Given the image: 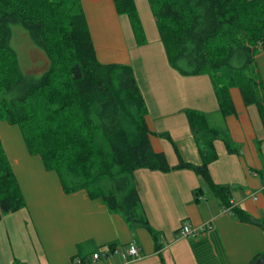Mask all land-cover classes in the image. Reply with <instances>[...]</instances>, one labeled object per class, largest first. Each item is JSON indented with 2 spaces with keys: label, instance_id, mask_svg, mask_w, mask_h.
I'll return each mask as SVG.
<instances>
[{
  "label": "trees",
  "instance_id": "16d2710c",
  "mask_svg": "<svg viewBox=\"0 0 264 264\" xmlns=\"http://www.w3.org/2000/svg\"><path fill=\"white\" fill-rule=\"evenodd\" d=\"M114 1L117 12L129 16L138 44H146L136 1ZM148 1L170 65L184 76L209 75L224 117L236 113L231 88L238 87L264 126V80L255 59L264 51V0ZM14 25L45 51L49 64L40 76L23 71L11 43ZM185 113L202 161L184 160L170 134L160 133L179 157L172 166L151 144L148 106L133 68L98 60L82 0H0V121L20 126L29 154L57 172L66 193L86 190L101 198L110 211L147 228L156 242L135 182L138 168L194 170L239 220L253 221L231 204L229 186L215 183L210 173L218 158L215 141L223 140L230 152L237 146L204 112ZM26 205L0 135V220ZM78 258L87 263L78 254L71 264Z\"/></svg>",
  "mask_w": 264,
  "mask_h": 264
},
{
  "label": "crops",
  "instance_id": "0c3cea01",
  "mask_svg": "<svg viewBox=\"0 0 264 264\" xmlns=\"http://www.w3.org/2000/svg\"><path fill=\"white\" fill-rule=\"evenodd\" d=\"M135 1L147 37L143 45L136 40L129 16L117 12L114 0H82L97 58L133 68L148 106L154 150L164 152L172 166L179 163L174 145L160 134L169 133L183 159L199 164L201 155L185 111L204 112L209 123L211 115L219 118L212 80L207 74L181 75L170 65L149 1ZM146 19L153 24V38ZM255 59L264 80V51ZM231 94L236 113L221 114L220 121L210 124L232 139L237 152L216 140L218 158L210 164V173L215 183L229 186L231 204L248 212L252 222L239 220L234 210L230 214V206H223L194 170L138 168L135 182L162 245L158 251L147 228L110 211L86 190L66 193L56 171L46 170L41 157L30 155L23 145V149L14 145L19 138L6 135L11 144L2 140L27 205L0 220V264H71L78 254L90 259L94 251L112 243L137 244L140 259L123 263L115 255L93 264H250L264 252V126L256 105H247L241 91L233 93L231 88ZM185 221L205 229L177 237Z\"/></svg>",
  "mask_w": 264,
  "mask_h": 264
},
{
  "label": "rangeland",
  "instance_id": "374dc122",
  "mask_svg": "<svg viewBox=\"0 0 264 264\" xmlns=\"http://www.w3.org/2000/svg\"><path fill=\"white\" fill-rule=\"evenodd\" d=\"M140 8H141V12L146 15V11L144 9L145 7L141 6ZM146 22H147L146 26L149 32V36L153 38L152 37L154 30L153 24L148 23L147 19ZM11 43L19 54L22 69L25 73L32 74L34 76H40L47 69L49 64V59L45 51L42 50L40 47H38L36 44H34V42L31 40L29 36L28 31L23 26L21 25L13 26V37ZM232 91L233 93L234 91H238L240 93L238 87H232ZM220 118H223L221 113L219 114V118L218 116L211 115L210 123L214 125L218 120L220 121ZM0 134H1V138L5 141L7 145H10L11 143L10 140L6 138V135L10 136L13 139L19 138V144H14V145H18L19 149H21L22 148L21 145H23V147L26 149V145L22 137L21 129L18 124H11L6 120H1ZM10 149L12 150L11 146Z\"/></svg>",
  "mask_w": 264,
  "mask_h": 264
},
{
  "label": "built area",
  "instance_id": "2783aa9c",
  "mask_svg": "<svg viewBox=\"0 0 264 264\" xmlns=\"http://www.w3.org/2000/svg\"><path fill=\"white\" fill-rule=\"evenodd\" d=\"M230 214H233V207L227 208ZM209 227V226H208ZM205 229L204 226H195L192 223L185 221L178 229L177 237H188L190 235H197ZM115 255L120 256L123 259V263H128L140 259V247L135 243H129L127 245H114L106 248L96 250L92 253L90 259H86V264H93L99 259H108ZM76 264H82L81 259H76Z\"/></svg>",
  "mask_w": 264,
  "mask_h": 264
},
{
  "label": "water",
  "instance_id": "95a60500",
  "mask_svg": "<svg viewBox=\"0 0 264 264\" xmlns=\"http://www.w3.org/2000/svg\"><path fill=\"white\" fill-rule=\"evenodd\" d=\"M250 264H264V253L257 257L254 261Z\"/></svg>",
  "mask_w": 264,
  "mask_h": 264
},
{
  "label": "bare ground",
  "instance_id": "6f19581e",
  "mask_svg": "<svg viewBox=\"0 0 264 264\" xmlns=\"http://www.w3.org/2000/svg\"><path fill=\"white\" fill-rule=\"evenodd\" d=\"M263 253H264V252H263ZM263 253H262V254H263ZM259 256H260V255H259ZM259 256H258V257H259Z\"/></svg>",
  "mask_w": 264,
  "mask_h": 264
}]
</instances>
